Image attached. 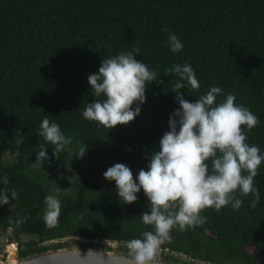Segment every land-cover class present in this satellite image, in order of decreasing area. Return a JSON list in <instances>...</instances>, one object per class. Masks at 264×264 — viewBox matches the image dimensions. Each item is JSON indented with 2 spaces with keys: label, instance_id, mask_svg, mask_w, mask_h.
<instances>
[{
  "label": "trees",
  "instance_id": "obj_1",
  "mask_svg": "<svg viewBox=\"0 0 264 264\" xmlns=\"http://www.w3.org/2000/svg\"><path fill=\"white\" fill-rule=\"evenodd\" d=\"M169 33L182 42L180 52L166 45ZM134 50L160 81L148 86L140 115L114 129L85 119L86 105L103 99L90 90L88 75L102 59ZM185 63L199 82L198 89L186 84L185 98L194 101L213 86L222 89L217 102L234 95L236 104L258 118L254 128L242 131L264 154V0H0V179L10 182L0 188L16 193L0 206V236L12 229L19 240L34 237L21 243L27 255L63 246L66 239L127 248V241L154 231L140 219L150 207L143 192L124 204L103 172L124 163L135 177L147 168V157L168 131L169 115L179 107L172 93L178 77L168 70ZM45 117L72 138L55 158V146L39 135ZM42 146L50 159L41 166L35 153ZM8 153L16 155L12 165L5 164ZM74 160L87 164V175L63 183L59 176ZM254 187L260 193L255 206L251 193L237 190L239 209L205 208L203 223L174 227L158 248L162 257L264 264V162ZM50 194L61 209L46 223L44 199Z\"/></svg>",
  "mask_w": 264,
  "mask_h": 264
},
{
  "label": "clouds",
  "instance_id": "obj_2",
  "mask_svg": "<svg viewBox=\"0 0 264 264\" xmlns=\"http://www.w3.org/2000/svg\"><path fill=\"white\" fill-rule=\"evenodd\" d=\"M166 45L173 53L183 49L174 33H169ZM134 53L138 50L102 59L98 71L88 75L90 90L103 99L86 105L82 113L85 119L114 129L131 124L140 115L148 86L160 81L155 71ZM168 71L178 77L172 93L179 107L169 115L168 131L160 138L159 150L151 152L147 168L140 169L135 177L124 163H115L103 172V178L114 183L115 194L124 204L135 203L141 191L149 202V210L140 219L154 231H144L142 238L127 241L133 264H154L157 249L170 231L176 226L184 230L203 223L204 217L200 215L203 209L220 210L228 205L239 209L243 201L234 195L237 190L255 197L252 206L260 199L254 178L264 162V154L246 142L247 136L242 131V126L254 128L258 118L236 104L232 94L217 102V97L222 95L219 87H211L194 101L186 99L181 91L186 84L199 88L194 69L185 63ZM39 135L55 146L51 150L52 158L72 143V138L66 137L59 125L47 117L40 124ZM48 151L42 146L35 153L38 165L50 159ZM83 153L81 147L80 154ZM0 183L10 182L3 177ZM15 196L14 191L9 193L7 188H0V206L8 205L10 197ZM44 204L45 222L55 221L60 215V200L50 194Z\"/></svg>",
  "mask_w": 264,
  "mask_h": 264
},
{
  "label": "water",
  "instance_id": "obj_3",
  "mask_svg": "<svg viewBox=\"0 0 264 264\" xmlns=\"http://www.w3.org/2000/svg\"><path fill=\"white\" fill-rule=\"evenodd\" d=\"M10 244L7 256L2 264H133L127 248L112 247L105 244L97 248L88 247L84 241L72 240L63 246L51 245L41 252L22 255L21 240L9 231ZM154 264H192L184 259L166 260L155 255ZM195 264V263H194Z\"/></svg>",
  "mask_w": 264,
  "mask_h": 264
},
{
  "label": "rangeland",
  "instance_id": "obj_4",
  "mask_svg": "<svg viewBox=\"0 0 264 264\" xmlns=\"http://www.w3.org/2000/svg\"><path fill=\"white\" fill-rule=\"evenodd\" d=\"M15 161H16V155L8 153L5 156L6 165H12ZM87 170H88V166L84 161L74 160L65 167L64 172L60 174L59 178L63 183L74 184L77 179L87 175ZM10 239H11L10 236H0V264H2V261H4L7 256V252L9 250ZM32 239H34V237L23 236L21 238V242L24 243ZM70 241H72V239L64 240V242H70ZM50 244L51 243H48V245ZM106 244L111 245L112 247H117V246L120 247V244L118 243L108 242ZM249 251L251 252L252 249H249ZM157 254L162 255L161 250L157 249L156 255ZM195 264H205V263L196 262Z\"/></svg>",
  "mask_w": 264,
  "mask_h": 264
}]
</instances>
